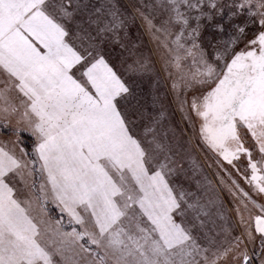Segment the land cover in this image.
<instances>
[{"label":"snow or ice","instance_id":"snow-or-ice-1","mask_svg":"<svg viewBox=\"0 0 264 264\" xmlns=\"http://www.w3.org/2000/svg\"><path fill=\"white\" fill-rule=\"evenodd\" d=\"M158 6L169 14L159 25L136 11L156 46L151 55L172 79L180 111H186L188 94L198 92L191 111L200 121V141L238 174L236 162L246 159L250 175H244L245 183L264 199V0L227 5L229 22L246 8L259 27L249 36L245 27L233 24L231 39L212 45L214 56H206L196 41L202 18L212 22L224 5L209 0L214 13L205 12L199 0H166ZM182 6L198 14L185 15ZM87 7L80 0H0V122L15 119L17 132L23 123L35 137L34 158L21 161L0 148V264H226L229 253L246 264L242 237L249 242L259 237L264 246V203L232 180L225 187L241 236L225 248L213 247L212 237H206L205 246L198 242L194 232L203 229L201 217L209 211L172 184L170 177H178L181 169L169 150L155 140L150 142L154 149L145 148L134 134L129 111L136 107L131 104L135 93L98 43L116 37L117 29L135 18L122 20L111 4L112 20L93 34L83 19L77 20ZM87 23L97 21L89 14ZM132 54L137 59L131 70L154 72L149 54ZM186 57L192 58L193 71L182 68ZM159 103L154 96L153 104ZM20 107L23 115L17 118ZM16 177L23 199L9 183ZM210 203L226 221L220 201ZM49 205L68 217L71 231H63L61 220L52 228Z\"/></svg>","mask_w":264,"mask_h":264},{"label":"rangeland","instance_id":"rangeland-1","mask_svg":"<svg viewBox=\"0 0 264 264\" xmlns=\"http://www.w3.org/2000/svg\"><path fill=\"white\" fill-rule=\"evenodd\" d=\"M199 2L201 3V7L205 12H215V10L209 9L207 7L209 0H199ZM215 2L218 5H224V7L222 8L220 15L214 16V20L212 22H209L206 19L202 18V27L196 41L201 46V50L204 51L206 56H208V54L210 53L213 56L215 55L212 52V45L220 42L221 46H223V42L229 41L231 39V35L236 32V28L233 27V24L240 27H245L246 30H250L251 28L256 27L251 23V21L255 19V17H249L247 15L246 8L243 10V12H237L236 15L232 16L231 22H229V9L227 5L233 3V0H215ZM99 3H104L107 7H109L111 4H115L116 9L118 10V13L123 20L125 19V17L135 18L134 20H128L130 27H126L128 36H126L127 43L125 48H123L120 52L110 49L108 52L102 51L107 62L114 68V70L118 72V74L126 83H128L127 81H133L134 83H136L137 79L139 78V73L135 72L134 74V71L129 67V65H133L137 59V56L133 55L132 51H135L137 53L143 52L149 54V59L152 62L150 64V67L154 69V72L151 74L148 73L146 75H143V77L150 78V76L153 75L150 83L152 84L151 81L158 82V88L156 89L155 85L154 90L157 93L156 95L160 97V104L156 105V108L163 109L165 106V108L169 112L170 117L163 126H166V128L168 127L170 133L163 134L156 130V127L148 129L149 125H147V116L150 115V112L147 111L146 115L142 113V116H146V121L143 118L140 119V121L144 124V128L139 129L138 127L133 125L134 134L140 139L145 148L154 149L155 145L151 144L150 142L155 140L163 144L166 149L169 150L168 155L178 162L177 167L178 169H181L180 175L178 177H170L171 181L173 180V182H183L182 187L189 190L193 189L191 184L193 185V183L196 182L199 183L200 187L197 186L196 191H188L187 193H191L190 196L186 194V198L188 200L198 201L200 204L204 205L210 213L209 216L201 217V219L205 221L203 229L198 228V230L194 232V235H196L198 242L202 246H205L207 245L206 237H212L216 241V244L213 247H229L233 243V237L241 236V232L243 230L239 219L235 215V211L232 206V197L229 195V192L225 187L226 185H231L232 181L230 180L229 176L224 173L218 167V165L210 157H208V155H206L205 151L201 146L198 145L196 139H194V134L192 133V129H190L189 122L185 118L187 116L186 111H180L179 102L173 95L171 87L172 79L168 74L164 73L161 70V65L159 63L158 57L155 55H151L156 46L150 41V37L146 32V26L144 25L143 18L141 17L140 13L136 11V9H139L145 15H148L149 18L153 19L154 24L159 25L161 21L167 19L169 15L164 7L158 6L166 3V0H101V2ZM99 3L92 2V4H88L90 6H88V9L92 18L96 19L97 23H99L100 26L103 27L105 23L102 22V20H110L112 19V17L108 15V9H103L104 7L101 8V4ZM99 9L104 14L99 13ZM180 10L181 12H184L185 15L198 14L197 12H195V10H193L192 13H189L186 9L183 8V6ZM233 11H235V9H233ZM221 17H223V19H221ZM189 22L193 26H195L196 24V21L194 19H190ZM217 22L220 24L219 28L216 27ZM190 43L191 42L189 41V44ZM134 45L135 48H133ZM181 65L185 71H193L195 67L192 63L191 57L182 59ZM169 71L175 70L170 68ZM133 92L136 96V90H133ZM179 96L180 99L183 100L184 92L180 91ZM137 97L138 96H136V98ZM134 100L136 99H133L131 101V104L138 107L137 102H134ZM15 102L19 106V100H16ZM134 112L140 113L141 110H139L138 108L131 109L129 111L130 119L134 118ZM22 115L23 108L20 107L17 118L22 117ZM0 124L5 125L2 122H0ZM19 127L30 134L31 141L26 145L30 147L28 148L29 151L26 150V147L24 146V144H26L27 142L21 143V140L17 138V136L11 133L8 134L10 130L17 129L15 119H13L11 123L7 124V132L0 129V148H4L21 161L26 158H34L32 156V152L35 144V137L32 135V132L30 130H26L23 123H21ZM149 130H151L152 133L148 134ZM143 134H145L146 136ZM142 138L143 141L141 140ZM21 149H24V151L22 152ZM205 175L212 184L208 192L207 190H205L204 185L201 184L203 176ZM175 179L177 181H175ZM222 180L223 184L221 183ZM9 183L10 186H13L16 189L15 194L19 198L23 199V184L20 181V177H16L15 179L10 180ZM194 188H196V186ZM217 199L222 205L221 211L226 217V221L220 219V216L217 213V207L210 203L211 201ZM191 213L192 212L190 210L187 213V219L189 221L192 219ZM49 215L51 217L53 229L56 228L55 221L61 220L63 231H71L72 225H69L67 223L68 217H62L59 211L55 209L54 205H49ZM175 218L177 222H180V216H176ZM76 227L79 228L78 225ZM242 239L244 240V243L240 245V250L247 252V255L253 257V254H256V252H258L256 242L257 239L255 238L251 242H249L246 237H242ZM209 255H211V253H209ZM233 255L234 253L228 254L226 264L239 263L241 256H238L235 260H233ZM53 259L56 261H60L59 256H53ZM262 260H264V248L262 249V252L258 256V258H253L251 264H261ZM222 264H224V262H222Z\"/></svg>","mask_w":264,"mask_h":264},{"label":"trees","instance_id":"trees-1","mask_svg":"<svg viewBox=\"0 0 264 264\" xmlns=\"http://www.w3.org/2000/svg\"><path fill=\"white\" fill-rule=\"evenodd\" d=\"M92 2L99 3V2H101V0H96V1L95 0H80V3L87 4V6H89L88 4H90V3L92 4ZM99 4H101L100 5L101 8L104 7L103 9H105V8L108 9L106 4H104V3H99ZM89 7H87V11L84 14L77 16V20L83 19L85 21L84 27L90 28L92 30L93 34H95L96 31L98 30V28H100L102 26H100L99 23H97L95 25H89L87 23L88 18H89V14H90L89 9H88ZM99 11H100V9H99ZM99 13L104 14L102 11H100ZM91 18H92V16H91ZM92 19L96 20L94 18H92ZM107 20H102V22H104L106 24V23H109L112 19H110L108 21ZM128 26L130 27V24H129V21L127 20L124 28L117 29L118 35L116 37L112 38L111 40L105 39L102 43H100V41H98V43L100 44L101 51H104V52L107 51L108 52L110 49V50H116V51L120 52L123 48H125L126 43H127V41H126L127 37L126 36H128L125 34V32H126V27L128 28ZM110 34L111 33H108V35H107V33H105L102 35L110 37L111 36ZM117 41H119V42H117ZM121 45H123V47ZM134 74H135V72H134ZM138 76H139V78L137 79L136 83H134L133 81H131V82L127 81L130 84V86L132 87V89L134 91L136 90V93H137L136 96L139 97V98L137 97L136 100H134V102H137V104H138L137 105L138 107H135V108H138L139 110H141V112L140 113L134 112V118L132 119L135 121L134 125L136 127H138L139 129L140 128L143 129L144 124L140 121V119L143 118L146 121V116H142V113L144 115H146V112L149 111L150 115L147 116V123H148L147 125H149L148 129L156 127V130H158L159 132H161L163 134L164 133H170L168 127L166 128V126H163L164 123H166L168 121V118L170 117L168 110L165 108L164 105H163L164 106L163 109H159V108H156V105H158V104H156V105L153 104V97L158 96V95H156L157 93L154 90L155 85H156V89L158 88L157 87L158 82L151 81L152 84L150 83V80H152L153 75H151L150 78L148 77L149 79L147 77H143V75L138 74ZM138 94H140V95H138ZM161 113H164L163 118L161 117ZM143 119H142V121H143ZM0 129L2 131H6V132L8 131L7 125L0 124ZM22 130L23 129L20 128V130L17 132L16 129H12L8 132V134L11 133V134H14L15 136H17V138H19L21 140V143L27 142L26 144H24V146L26 147V150L29 151L28 148H30V147L26 146V145L29 144L31 141L30 140V134L28 132H26L24 130L22 131ZM150 131L151 130H149L148 134L152 133V131L151 132ZM143 135H145V134H143ZM141 140L143 141V138ZM203 179L201 181V184L204 185L205 190H207V192H208L210 190L209 188H210V186H212V184H211L210 180L206 177V175L203 176ZM175 181H177V180L175 179ZM171 182L174 186H178L179 188L182 187L183 182L182 183L178 182V181L173 182V180ZM196 183H193V189L192 190L184 189L183 187L182 188L184 191H189V192L196 191L197 186L200 187L199 183H197V185H196ZM195 186H196V188H194ZM189 201H191V200H189Z\"/></svg>","mask_w":264,"mask_h":264},{"label":"flooded vegetation","instance_id":"flooded-vegetation-1","mask_svg":"<svg viewBox=\"0 0 264 264\" xmlns=\"http://www.w3.org/2000/svg\"><path fill=\"white\" fill-rule=\"evenodd\" d=\"M256 27H259V24L257 22V24L255 25ZM255 27V28H256ZM252 29L250 30H246L247 34L249 36H251L252 34ZM193 95H199V93H189L187 100H188V104L186 107V115L188 117H190V120H188L189 125H190V129H192V133L194 134V139H196V141L198 142V145L202 147V149L205 151L206 155H208V157H210L217 165L218 167L224 172L226 173L230 180H235L237 182V184L240 186V188H242L243 190H245L246 192H248L250 195L253 196V198H255L257 200L258 203H264V199L257 197L256 194L252 191L251 187L245 183L244 180V175H250V170L246 169V159H244L243 161H237L236 163L240 165V173H237V170L235 167L228 165L226 162H224L222 159H220V157L217 156L216 153L212 152L207 146H205L199 138V123L200 121L198 120V118L195 116L194 113H192L191 111V102H192V98ZM185 96V93H184ZM184 99V98H183ZM242 134H243V130H242ZM247 144L252 147V154H253V158L256 159L259 157V153L257 150H255L254 147V142L251 140V137L249 136L247 139ZM257 239V251L256 254H253V257L248 255V261L246 262V264H251V262L253 261V258H258V256L261 254L262 249L264 248V246L261 245L260 242V238L256 237ZM238 264H245V262L243 261V257L241 256L240 261Z\"/></svg>","mask_w":264,"mask_h":264},{"label":"bare ground","instance_id":"bare-ground-1","mask_svg":"<svg viewBox=\"0 0 264 264\" xmlns=\"http://www.w3.org/2000/svg\"><path fill=\"white\" fill-rule=\"evenodd\" d=\"M196 142V141H195ZM197 144V143H196ZM197 185V184H196ZM187 186V185H186ZM191 186L193 187V185L191 184ZM182 188V187H181ZM183 189V188H182ZM186 194L188 191H184ZM177 195H179V192H177ZM187 196V195H186ZM204 200V199H203Z\"/></svg>","mask_w":264,"mask_h":264}]
</instances>
